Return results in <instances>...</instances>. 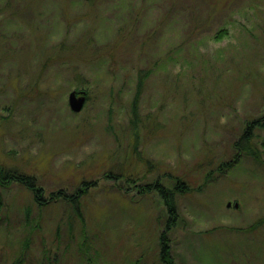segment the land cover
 Listing matches in <instances>:
<instances>
[{
	"label": "rangeland",
	"instance_id": "374dc122",
	"mask_svg": "<svg viewBox=\"0 0 264 264\" xmlns=\"http://www.w3.org/2000/svg\"><path fill=\"white\" fill-rule=\"evenodd\" d=\"M263 96L264 0H0V264H163L178 180L174 264H264Z\"/></svg>",
	"mask_w": 264,
	"mask_h": 264
},
{
	"label": "trees",
	"instance_id": "16d2710c",
	"mask_svg": "<svg viewBox=\"0 0 264 264\" xmlns=\"http://www.w3.org/2000/svg\"><path fill=\"white\" fill-rule=\"evenodd\" d=\"M139 82H141V80L139 79ZM138 96H139V90H137L135 97H134V101L132 103V111H133V116H137V112H136V102L138 100ZM263 104H264V96H263ZM264 115L261 116V118L259 119H255L253 121H250L249 123H247V125L245 126V128L243 129L241 135L238 137V140L235 142V146L237 147V149H241L243 151H245L248 154H253L254 149H252V139L254 137L253 134V129H255L256 127H260V128H264ZM230 164H228L226 167H228ZM122 173V172H120ZM120 174H116L115 176H110L111 179L113 180H119L120 178ZM18 183L24 187H26L28 190H30L33 194L34 197V201L42 206L44 205L46 202L45 200H43V193L41 188H39V186L36 185V182L34 181V179H32L30 176L25 175L23 173H21L20 171H18L15 168H3L0 166V187H6L11 183ZM177 183L174 185V188H168L163 186L160 182H153V183H149V184H140L138 186L139 188V192L143 191L144 193H150V192H156L161 199L163 200L165 207L167 208V211L169 213V222L172 221L171 224H168L167 227L165 228V230L160 234L159 236V240H160V253H159V257L160 260L163 264H174L173 259L170 257V246L168 243V238L166 236V230H168L169 228L172 227V225H174V221L176 216V208L174 206V194L177 192L180 193H187L190 188L189 186H187L185 184L184 181L182 180H178L176 181ZM134 185L135 183L132 182ZM93 186L92 184H87V183H82L80 186H78V189L71 195H65L62 192H58L57 194L53 195V197L55 198H61L63 200H65L66 202H68L74 209V213L78 214L79 211V202L80 199L82 198V196L87 192L88 187ZM52 197V198H53ZM54 199V198H53ZM168 222V223H169Z\"/></svg>",
	"mask_w": 264,
	"mask_h": 264
},
{
	"label": "water",
	"instance_id": "95a60500",
	"mask_svg": "<svg viewBox=\"0 0 264 264\" xmlns=\"http://www.w3.org/2000/svg\"><path fill=\"white\" fill-rule=\"evenodd\" d=\"M85 102V92L72 91L68 95V106L74 112H79Z\"/></svg>",
	"mask_w": 264,
	"mask_h": 264
}]
</instances>
